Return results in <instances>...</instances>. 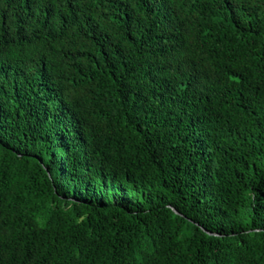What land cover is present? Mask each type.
I'll use <instances>...</instances> for the list:
<instances>
[{
  "label": "trees",
  "instance_id": "16d2710c",
  "mask_svg": "<svg viewBox=\"0 0 264 264\" xmlns=\"http://www.w3.org/2000/svg\"><path fill=\"white\" fill-rule=\"evenodd\" d=\"M0 264H264V0H0Z\"/></svg>",
  "mask_w": 264,
  "mask_h": 264
},
{
  "label": "water",
  "instance_id": "95a60500",
  "mask_svg": "<svg viewBox=\"0 0 264 264\" xmlns=\"http://www.w3.org/2000/svg\"><path fill=\"white\" fill-rule=\"evenodd\" d=\"M177 213H179L177 210H175Z\"/></svg>",
  "mask_w": 264,
  "mask_h": 264
}]
</instances>
